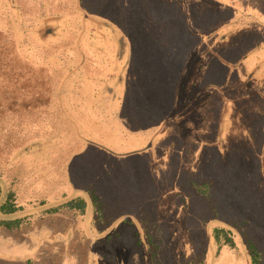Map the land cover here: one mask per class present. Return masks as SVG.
I'll list each match as a JSON object with an SVG mask.
<instances>
[{
	"label": "rangeland",
	"instance_id": "374dc122",
	"mask_svg": "<svg viewBox=\"0 0 264 264\" xmlns=\"http://www.w3.org/2000/svg\"><path fill=\"white\" fill-rule=\"evenodd\" d=\"M160 1L167 7L176 4L184 8L179 0ZM85 5L79 0H75V4L74 0H0V31L5 33L2 36L5 42L15 38L21 40L18 47L21 57L31 64L45 66L54 76L56 102L51 106L55 113L46 118L45 127L34 128L27 137L22 132L20 137L27 141L39 137L50 140L52 143L44 144V151L50 156L47 161L53 166L61 164L59 168L54 167L44 173L43 169H47L49 164L46 161L36 164L33 161L36 155L30 154L25 160L30 166L27 174L9 177H20V182H23L22 187L18 186L19 192L22 191L28 201L41 197V194L44 199H52L65 190L59 186L63 179L56 175L66 168L62 162L70 156L68 164H71L74 176L68 179L82 186L102 187L103 191L99 192L104 197L112 195L115 199L121 198L130 183L135 186L137 180L142 181L152 193L151 204L146 205L153 208L152 218L156 217L160 228L158 234L163 236L158 252L161 264H185L202 253L200 246L204 248V244L209 254L203 259V264H244L243 257H235L229 248L217 249L213 245V224L217 221L212 220L200 228L206 218L202 217L204 213H200L209 207V200L206 206L204 197L207 196L203 194L204 197H201L199 190L190 187L189 183L194 176V167L200 176L211 173L207 178L215 176L223 189L224 194L218 189L220 195L216 196V201L223 194L221 203L225 219L231 211H238L241 207L239 199L232 200L235 194L240 193L249 201L251 213L254 211L253 202L258 199V220L264 224V154L259 152L264 147V98L252 94L242 99L247 95L246 91L258 88L260 83L264 87V78L261 82L264 77V27L255 28L256 35L244 43L240 39L238 46H211L215 36H210L212 38L208 41L197 39L198 44H192V38L206 36L229 22L232 16L227 19L226 14L218 16L219 10L213 11L209 6L201 10L195 2H191L185 13L179 8L178 19L182 22L183 32L177 51L182 52V65L187 64L190 69L199 57L202 58V67L205 68L200 74L199 87L205 84L216 89L210 88L208 95L202 94L196 109L192 110V119L185 115L177 122L163 124V120L151 125L148 119L157 116L159 109L161 112L170 100L167 91L160 88L151 107L148 108L147 104V108L142 109L141 124L129 125L108 119V116L107 120L100 109L111 99H116L126 76L123 64L130 63L128 56L122 63V71L115 68L118 63L115 59L122 50L124 56L126 53V44L119 43L124 37L114 27V33L110 34L99 24L100 20L91 14L85 15ZM160 11L166 15L164 10ZM81 14L85 15L83 17L88 23ZM255 40L263 43L256 44ZM244 56L249 59H242ZM170 64L172 62L167 65ZM251 68H256V72L247 75ZM187 73L188 69L185 76ZM217 94L226 99L221 103L222 122L221 110H216V102L221 106L217 99L210 105L213 100L210 97ZM173 95L177 92L171 98ZM149 98L152 100L153 95ZM57 104L67 111L68 119L60 116L63 110H58ZM105 112L110 117L120 115L115 106L105 108ZM237 114L241 116L240 123H246L244 126L248 127L249 133L244 134V130L236 132L234 123ZM145 128L148 129L143 130ZM148 142L151 146L144 150ZM33 149H36L35 146ZM41 157L45 159L48 156ZM49 175H53L50 180L46 178ZM153 183L155 188L152 191ZM52 188V195L47 196ZM216 193H212L213 196ZM258 229L255 238L264 248V227ZM125 232L126 235L119 240H96L92 247V264H128V261L131 264H149L144 239L140 236L142 247L135 246V238L129 236L130 230L125 229ZM234 232V238L241 247L242 240ZM43 250L46 252L47 247L43 246ZM56 252L53 251L51 256H55ZM64 264H76V258L70 262L67 259Z\"/></svg>",
	"mask_w": 264,
	"mask_h": 264
},
{
	"label": "trees",
	"instance_id": "16d2710c",
	"mask_svg": "<svg viewBox=\"0 0 264 264\" xmlns=\"http://www.w3.org/2000/svg\"><path fill=\"white\" fill-rule=\"evenodd\" d=\"M191 2L197 3L201 10H204V6H209L208 8L213 11L219 10L218 16L226 14V19L232 16L229 22L218 26L219 28L206 36L192 38V44H198L197 39L205 38L208 41L212 38L210 36H215L211 46L224 47L228 44L238 46L241 41L244 43L256 35L255 28L264 27L262 21L264 0H179V4L184 8L177 7L176 4L167 7L161 4L160 0H79V3L86 4L85 15L91 14L95 19L100 20L99 24H102L103 28L113 34L112 27H114L124 37L127 46L125 57L130 58L120 93L115 100L111 99L108 104L100 107L103 117L107 119L108 116V119L112 118L120 123L127 122L129 125L141 124L142 109L147 108V104L148 108L151 107L150 104L157 96L158 89L162 88L167 91L170 100L161 112L159 109L157 116L148 119V123L153 125L155 121L163 120V124L177 122L185 115H189L192 119L194 116L192 110L202 94H207L210 88L216 89L212 85L205 84L199 87L200 74L205 68L202 67L204 61L202 58L199 57L189 69L187 64L182 65V52L177 51L178 41L183 32L182 22L178 19V10L181 8L185 13ZM161 9L166 15L161 13ZM85 21L88 23V20ZM248 31L250 32L245 35ZM3 33L0 31L1 37L4 36ZM3 38H0L3 40H0V264H64V261L68 259L70 262L72 258H76V264H92L91 253L95 241L104 239L109 242L115 238L119 240L126 235L125 229L130 230L129 236L135 238V246L142 247L140 236L144 239L149 264H161L158 252L163 236L158 234L160 228L157 226L156 217L152 218L153 208H148L146 205L151 204L149 200H152V193L148 185L142 181L137 180L135 186L130 183L126 187L129 189H126L121 198L115 199L112 195L104 197L100 193L103 191L102 187L87 184L82 186L68 179L74 176L71 172V164H68L72 157L70 156L62 162V166L66 168L56 175V177L60 175L63 179L59 186H63L65 190L60 194L52 199H44V195L41 194V197L28 201L22 191L19 192L18 186L22 187L23 181L20 182L19 176L18 178L9 176L27 174L30 166L25 160L30 154L36 155L33 160L36 164L39 161H46L49 164L47 169H43L44 173L61 166V164L59 167L53 166L47 161L50 159L49 152L44 150L47 142L52 143L50 140L39 137L27 141L20 137L22 132L27 137L34 128L45 127L46 120L55 113L51 106L56 102L54 76L45 66L31 64L21 57L18 50L21 40L15 38L14 41L5 42ZM255 42L263 43L258 40ZM244 58L247 56L242 59ZM261 58L258 59L257 64ZM171 62L172 65L168 66L167 64ZM187 69L189 73L185 76ZM255 72L256 68H251L247 75ZM247 81L242 80L243 83ZM260 84L258 88L246 91L247 95L242 99L252 94L264 98V87ZM175 91L177 95H173L172 100L171 95ZM149 95H153L152 100ZM219 95L210 97L213 98V103L210 102V105L214 104L215 98L220 105L226 101ZM234 100L238 99L234 98ZM57 105L58 110H63L60 116H66L68 119L67 111H64L60 104ZM114 106L118 108L120 115L110 117L111 115L105 112V108L110 109ZM216 108L218 111L219 108L221 110L219 115L222 122L223 104L219 107L216 102ZM240 120L241 116L237 114L234 123L237 127L236 132L241 133L244 130V134L249 133L248 127L244 126L246 123L242 125ZM70 126L75 132L74 126L72 124ZM53 143H55L54 139ZM56 143L59 145V141ZM94 145L98 147L97 144ZM34 146L36 149H33ZM150 146L151 143L143 149L146 150ZM82 151L83 149L79 152ZM103 151L107 152L104 148ZM259 152L264 154V147ZM41 156L48 157L44 159ZM193 171L194 176H191L189 186L199 190L198 194L201 197L203 194L207 196H203L206 206L209 200V207H206L205 212L200 213L201 215L204 213L202 217H206L202 220L200 228L202 226L204 228L212 220L217 221L213 224L215 226L212 231L213 245L217 249L229 248L234 252L235 257L239 255L243 257L244 264H264V248L255 238L258 236L256 234L258 228L264 227V224L258 220L256 209L258 199L255 198L254 211L251 213L249 201H246L240 193L235 194L232 200L239 199L238 203L241 207L238 211H231L225 219L221 203L224 193L219 186L220 183L215 180V176L207 178L211 173L200 176L195 167ZM52 176L46 178L50 180ZM68 186L70 189H67ZM154 188L153 183L151 190L153 191ZM218 189L223 194L216 201V196L220 195ZM216 191L213 196L212 193ZM52 193L53 188L49 189L46 195L50 196ZM234 231L242 240L241 247L235 239ZM43 246L47 247L46 252ZM200 247L202 253L185 264H203V259L209 254V250L206 244L204 248L202 245ZM19 249L23 252H19ZM55 250H57L55 256H51ZM128 264L131 262L128 261Z\"/></svg>",
	"mask_w": 264,
	"mask_h": 264
},
{
	"label": "flooded vegetation",
	"instance_id": "af4514ba",
	"mask_svg": "<svg viewBox=\"0 0 264 264\" xmlns=\"http://www.w3.org/2000/svg\"><path fill=\"white\" fill-rule=\"evenodd\" d=\"M109 31V33L110 34H112V32L110 31V30H108ZM115 38V37H114ZM123 38V37H122ZM120 44H122V45H124L125 44V40H124V38L123 39H120V42H119ZM116 44V43H115ZM118 44V43H117ZM123 50H122V52L120 53L121 55L117 58V59H115V60H118L117 62V64H115L116 66H115V68L116 69H119V71L121 70L122 71V66L123 65H125V66H127V62H125V64H123L122 65V63L125 61V56L123 55ZM126 61H127V59H126ZM122 77V76H121Z\"/></svg>",
	"mask_w": 264,
	"mask_h": 264
}]
</instances>
